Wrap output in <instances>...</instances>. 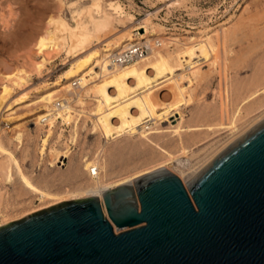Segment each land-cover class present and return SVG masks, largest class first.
I'll return each instance as SVG.
<instances>
[{
	"label": "bare ground",
	"instance_id": "bare-ground-1",
	"mask_svg": "<svg viewBox=\"0 0 264 264\" xmlns=\"http://www.w3.org/2000/svg\"><path fill=\"white\" fill-rule=\"evenodd\" d=\"M57 1L60 3V5L58 4L60 7L56 5L59 9L64 2L63 0ZM118 1L93 0L92 3L84 5L79 14L75 16L76 25L70 28H65L61 24L58 13L49 12L46 15L45 25L41 26L42 28L39 27L32 37L12 39L11 46L15 44L19 48H30L33 50V56L31 55L30 62L19 63L9 73H0L2 82V90H0V180L4 182V185L20 184L40 204L24 209L19 215L17 214L18 216L15 213L12 215L10 211H7L10 203L0 188V227L50 206L93 196L100 199L102 210L106 213L103 192L129 183L133 187L134 182L138 179L153 173L151 171L155 169L164 167L173 171L177 169L179 171H176L177 174L184 181L185 175L212 158L253 125L264 119V112H262L258 117L249 121L248 125L245 122L247 126L245 125L244 128L239 126V121L246 117V113L251 114L263 105L264 86L254 90L250 89L251 92L241 101L238 100L239 103L235 102L236 98L232 102L229 84L230 72L228 71L229 59L227 58V53L230 52L226 49L232 36L229 38L228 28L221 27L214 31L199 32V35L188 36L183 41L177 36H165V25L154 23L155 21L152 20L154 13H149L140 21L138 20L141 25L137 28H144L145 31L139 32L140 37H135V34L132 33L134 27L132 24L137 18L132 13L124 14L123 6L121 7V3ZM168 3L173 5L176 1ZM10 4H12L11 1ZM10 4L7 5L9 11H5L7 15L1 11L4 13L1 14L0 20L5 28L11 27V21L15 16V11ZM115 22L123 24L125 28L122 31L119 30L120 32L110 34L111 37L103 39L105 34L117 29L114 27ZM2 44L6 47L9 43L4 40ZM172 46L174 48L170 50L169 47ZM64 51L67 52V56L63 58V63L67 65V68L55 81L44 83L39 87L41 89L38 88L39 93L36 99L34 98L35 100L26 106L29 112L39 109L36 118L31 120L35 127L29 128L28 123H18L16 120L18 116H13L16 114L14 105L16 102L25 100L28 94L5 104L7 98L11 96L12 87L25 86L34 74L42 76L48 73L50 65L53 63L52 58L60 56ZM203 63H208L209 72L216 71L221 77L220 84L218 83L220 85L218 105L208 106V110L209 107H212L209 111H205L207 106L204 109L202 107L205 117L207 115L215 116L216 121L192 125L193 123L188 124L187 120L185 122L184 118H180L179 123L170 125L165 130L161 124L170 120L171 117H175L184 107L191 105L195 88L206 79L207 72L205 70L207 69H203ZM259 77L263 78L264 74L258 75L257 82L255 81L252 85L256 86L259 84L258 81L263 80H260ZM263 84L261 82V85ZM248 88H250L249 85ZM87 100L93 102L91 105L93 108L87 107L88 109H86ZM76 104L81 108H77ZM5 107H8L6 110L8 113L2 114ZM42 110H45V113L41 112ZM203 110L201 111L203 112ZM83 115L93 120L89 130L91 134L97 135L100 142L92 157L82 159L84 161L82 165L81 162L72 164L73 166L70 164L71 169L66 178L80 184L75 185L77 187L76 189L74 187V191L68 190L72 188L70 187L65 193L55 190V187L54 189L48 187L50 185H43L44 183H41L43 180L40 181L37 178L38 175L34 176L35 172H31L33 175L30 174L22 160L28 158L32 153L29 148L23 149L26 136L30 135L31 130L39 128V141L38 146L36 144L38 147L36 149H38L40 162L47 160L50 167L64 168L69 165V161L65 160L70 159L73 154V145L78 142L80 126L83 125V123L81 125L80 117ZM198 115H201V117H196L198 120L204 119L200 112ZM212 116L211 118H213ZM214 118L212 120H215ZM58 119H61V123L70 129L71 139L65 136L63 132L66 130L61 127V131H58L57 135L58 140H53ZM2 121L12 125L9 126L10 136L16 142L14 143L16 149L7 144L2 133L5 130ZM184 122L188 125H184ZM222 131H230V136L224 139L223 143L221 142V147H217L214 142L210 141V137ZM101 139L106 140L107 144L117 142L116 145L119 146L112 151L111 147L101 143ZM215 142L217 143V141ZM20 151L23 152L22 159L19 156ZM125 153L131 155L123 161L127 166L124 170L128 172L129 166L136 165L135 169H132L135 171L124 172L125 175L118 179L109 178L113 176V166L117 164L115 157L122 154L123 157ZM154 154L155 156L156 154L164 156V160L161 157L163 161L161 160L154 168H142L144 163H151ZM125 155L127 156V154ZM183 157L188 159L198 157L199 160L195 162L196 164H187L188 162ZM120 159L123 158L120 157ZM188 159L186 160L188 161ZM111 161H115L114 164ZM175 162L177 165L173 164ZM60 178L59 181H61ZM185 184L183 183L184 187ZM67 185L69 184L67 183ZM188 194L191 198L189 191ZM31 203L33 202L31 201ZM5 208L7 209L5 210ZM115 228L118 232L127 227Z\"/></svg>",
	"mask_w": 264,
	"mask_h": 264
},
{
	"label": "water",
	"instance_id": "water-1",
	"mask_svg": "<svg viewBox=\"0 0 264 264\" xmlns=\"http://www.w3.org/2000/svg\"><path fill=\"white\" fill-rule=\"evenodd\" d=\"M180 178L165 167L0 227V264H264V119Z\"/></svg>",
	"mask_w": 264,
	"mask_h": 264
},
{
	"label": "rangeland",
	"instance_id": "rangeland-1",
	"mask_svg": "<svg viewBox=\"0 0 264 264\" xmlns=\"http://www.w3.org/2000/svg\"><path fill=\"white\" fill-rule=\"evenodd\" d=\"M10 1L12 4H10ZM10 1L9 0H3V1L0 0V9H1L0 10V17H2L1 16L2 13H4L5 11L8 10V8H9V7H7L8 4L12 5L11 7L15 11L14 12L15 16L13 17V21H11V24H10L11 27L5 28L1 23L2 21L0 20V73H2V72L9 73L13 68H15L17 65H19V63L24 62V61H26V62L31 61L29 59H32L33 50H31L30 48H26V49L25 48L23 49V47L19 48V46L15 45V44H13L11 46V44H12L11 42L13 40H15V38H16V40H18L21 38L26 39V38L32 37L33 34H35V31L39 30V27L42 28L41 26L45 25V22L47 19L46 15H48L49 12L58 13L59 14V20H60L61 24L64 25L65 28H70V27H74L76 25L75 16H77L79 14V12L83 8V6L93 2V0H63V2H64L63 6L59 9H57V6L60 7L59 6L60 3L57 0H10ZM172 1H176V3L173 5H170L168 2H172ZM118 2L121 3L120 4L121 7L123 6L122 12L124 14L132 13L137 18L135 23L132 24V26H134L132 28V33L135 34V37H140L139 32L143 33L145 31L144 28H141V29L137 28L138 26L141 25L138 22L149 13H154V16L152 17L153 22L155 21L154 23H159V24L165 25V27H166V29L164 31L166 33L165 36H175V37L177 36V37L181 38L183 41H185L186 37H188V36L199 35V32L201 33V32L206 31V30H213L214 31V30L219 29L221 27L228 28L227 32L229 34V38L232 36V38L229 39L227 46H226L227 51L230 52V53H227V55H228L227 58L229 59L228 60V64H229V66H228L229 70L228 71L230 73L229 72L228 73L230 75L229 76L230 77V79H229L230 80L229 81L230 93L234 92L233 94L231 93L232 102L235 100V98H236V100H235L236 103L238 102V100L241 101L247 94H249L251 92L250 89L254 90L255 88H260V87L264 86V84L261 85V82L264 83V81H263L264 77L263 78L259 77L260 80L263 79L260 82L258 81L259 84H256V86H254L255 84L252 85V83H254L255 81L257 82L258 75L262 76L264 74V0H119ZM1 11H4V12L1 13ZM5 14L7 15V12H5ZM236 24H238V25H236ZM15 25H17V26H15ZM114 27L117 29H113L114 31L112 30V32L107 34V35L105 34L103 36V39L105 37L106 38L111 37V36H109L110 34H113L114 32L117 33L119 30L122 31V29L125 28L123 24H120L118 22L114 23ZM16 28L18 29L19 32L16 31L17 30ZM13 33H15V34H13ZM233 39H235V40H233ZM4 40H6L9 43V44H7L9 46H7V45H6V47L3 46L2 43L4 42ZM99 42H97V43H99ZM173 48H174L173 46L169 47L170 50ZM66 56H67L66 51L62 52L60 56H54L52 58L53 63L50 65V71L48 73H46L42 76H38L37 74H34L32 79L30 80V82L27 83L25 86H23V87H19V86L14 87L13 86L12 87V91L10 94L11 96H9L7 98V100L5 101V104H9L12 102V100L18 99V97L20 98L24 94H28V96L26 97L25 100H22V102H16V104H15L16 106L14 105V107H16V108H14L15 109L14 111L16 112V114H14L13 116H18L16 119L18 121V123L24 122V123H28L29 128L35 127V125L32 124L31 122L36 118L37 111L39 109L34 110L35 112L34 111L29 112L27 110L26 106L30 102L32 103L33 102L32 100L36 99V97L39 93V90L41 89L39 87H41L44 83L55 81L64 72V70L67 68V65H65L63 63V58H65ZM70 59H73V58L70 57ZM202 67L204 70L207 69V70H205L207 72L206 73L207 77L201 83L202 85L199 84L195 88V90L193 92V99L194 100L192 99L191 105H189L188 107H184L179 114L175 115V117L174 116L171 117L170 118L171 121L170 120L164 121L161 124L162 126L165 127V130H167L168 126L176 125L177 123H179V121H181L180 118H184L185 122L188 121L187 122L188 124L193 123L192 125H196V123H197V125H199V123L204 124V123H212L213 121L214 122L216 121V118H214L215 116L211 115L215 119V120H212L213 118H211V116L209 117L207 115L208 118L205 117L206 115H204V112L206 110H208V106H214L215 107L219 103L220 92L218 90H220V85H218V83L220 84L219 80L221 79V77H220L219 73L216 71H214V72L208 71L209 70L208 63H203ZM255 78H256V80H255ZM204 82H206V83H204ZM248 85L250 88H248ZM1 87H2V82L0 81V90H2ZM38 88H39V90H38ZM238 88L239 89L241 88L242 90L240 89V91H238L239 90ZM246 88H247V90H246ZM236 90H237V92H236ZM243 91H244V93H243ZM232 104H235V103H232ZM91 105H93V102L91 100H89V101L87 100L86 105H85L86 109H88L89 107L93 108V106H91ZM23 106H25V107H23ZM76 106L79 109L81 108L80 105L76 104ZM202 107H203V109H204V107H206L205 111L202 109ZM7 108L6 107L4 108L5 110H3L4 112L2 111V114L7 112L6 111ZM91 108H89V109H91ZM211 108L212 107H209V110ZM201 110H203V112ZM41 112L45 113V110H42ZM196 112H197V115H196ZM199 112H200V114H202L204 119H206L208 121H205L204 119L202 120V118L200 119L201 121L198 120L196 117L197 116L201 117V115H198ZM262 112H264V103H263V105H261L260 108L258 107V109L256 111L251 112V114L246 113V117L242 118L239 121V126L244 128L246 123L248 125L249 121L253 120V118L258 117ZM244 114H245V112H244ZM200 117H198V118H200ZM80 118H81V121H80L81 125H82V123H83V125L80 126L81 130L79 131V136H78L79 139L77 140L78 142L75 143V145H73V148H72L73 154L70 157L71 160L69 158L65 160V161H69V163H68L69 165L65 166L64 168H59V167L56 168V166L50 167L47 160L46 161L42 160V162H40L41 159L38 157L39 154L37 153L38 149H36V148H38V147H36V144L38 146L39 128L34 129V131L31 130L30 135L28 134L24 140L23 149L29 148L30 152H32L28 156V158L24 159L23 158V152L22 151L19 152V154H20L19 156L21 159L23 158L22 160L25 163V167H27L26 169L29 171L30 174L35 172L34 176L37 177V175H38L37 178L40 181L43 180L41 182L42 184L44 183L43 185H45V186L50 185L48 187H50L52 189H54V187H55V190H59L61 192L64 191L63 193H65L67 191V189L70 187H72V188H70L68 190L74 191L73 189H74L75 185L80 184L78 182H76V183L72 182L66 178V176L70 172L71 165L72 164L75 165L77 162H79V163L81 162V165H82L84 162L83 160H85L87 157H92L94 155V153L98 149L99 142H100L99 138L97 139V135L91 134L90 130H89L92 126L93 120L90 117H87V116L85 117V115L81 116ZM82 118H86V119L83 120ZM29 122H30V124H29ZM57 122H58L57 123L58 125H56V127H55L56 129H55V133L53 135V140L54 141L58 140L57 135H58V131H61V127L66 130L63 132L65 134V136L67 138L71 139L70 138L71 137L70 136V129L66 125L61 123V119H58ZM185 122H184V125L187 124ZM240 124H243V125H240ZM2 126L5 127V130L2 133H3V135L7 141V144L9 146H11L13 149L14 148L16 149V144H14L16 142L14 140H12V137L10 136L11 133H10V127L9 126H12V125L8 124V122L2 121ZM80 132H81V134H80ZM222 132L216 134L215 136L213 135L214 137L213 136L210 137V141L214 142L217 147L220 146L221 142L222 143L224 142V139H227L230 136V133H229L230 131H228V132L222 131ZM211 138L213 141L211 140ZM218 140H219V143H218ZM210 141L208 142V144L210 143ZM215 141H217L218 144ZM101 143L109 146V148L111 147L110 149L112 151H114L115 148L117 146H119V145H116L117 142H112V143L107 144L106 140H102ZM111 144L112 145L114 144V145L112 146ZM31 149H32V151H31ZM21 152H22V154H21ZM125 154H127V156ZM125 154L123 157H122L123 154L119 155V157L117 155L115 157L116 160L114 159L116 162L111 161V163L113 162L112 164H114V162L117 164L113 166V168H114L113 176L109 177V178L118 179L119 177L125 175V174H123L124 172L128 173V172L135 171L132 169H135L136 165L134 167L129 166L127 168L128 172H127V170L126 171L124 170V169H126L127 166L123 163V161L125 160V158L126 159L129 158L131 155V154L129 155V153H125ZM159 156H160V158H159ZM117 157H118V161H117ZM120 157L123 159H120ZM161 157H163V160H164V156L158 155V154H156V156H155V154H154L153 158L151 159V163H147V164L144 163L142 168H145V167L146 168L147 167L154 168V167H156L157 166L156 164H159L160 161L162 160ZM183 158L186 162H188L187 164H190V163L196 164L195 162H197L199 160L198 157H191L190 159H188L187 157H183ZM157 159H159V160L157 161ZM186 159H188V161ZM195 159H197V160H195ZM120 160L123 164H120L121 163V162H119ZM71 161H72V163H71ZM40 164H42V165H40ZM173 164L177 165L176 162ZM141 165H142V163H141ZM117 167H118V169H117ZM66 169H67V171H66ZM130 169H131V171H130ZM160 169L158 168V169H155L154 171H157ZM167 169L172 171V173L178 175L177 172H179V171L177 169H176L177 172L173 171L169 168H167ZM116 171H117V174H116ZM154 171H151V172H154ZM46 172H47V174H46ZM53 172H54V174H53ZM39 176H41V177H39ZM142 176H144V175H142ZM63 177H65V178L63 179ZM43 178H47V179H43ZM57 178H58V180H57ZM59 178L61 181H59ZM0 181H2V180H0ZM182 181H183V179H182ZM50 182H52V183H50ZM56 182L57 183L62 182V184L58 183V185H57ZM64 182H66V183H64ZM67 183L69 185H67ZM183 183L185 184L184 181H183ZM72 184H73V186H72ZM3 185H4V182L3 181L0 182V188H2V191L6 196L5 198L8 199V201L10 203L9 206L7 207L9 210L7 208H5V210L7 209V211H10L12 215H14V213H15V215H17V214L19 215L21 213V211H23L24 209H26V208L28 209L29 207H32L34 205L36 206V205L40 204V203H38L37 199L33 195H31L30 193L25 191L24 188L20 184H18V183L8 184L9 186L8 185L3 186ZM59 185H61V186L59 187ZM19 186H20V188H19ZM76 187H75V189H76ZM185 187L187 188L186 184H185ZM22 195H24V196H22ZM32 197H34V198H32ZM79 199H83V198H79ZM74 200H77V199H74ZM26 201H28V202L26 203ZM31 201L33 203H31ZM30 203H31V205H29ZM18 206H20V207L18 208ZM22 207H25V208H22ZM17 212H19V213H17ZM104 216L108 219L107 213H104ZM110 223L112 225L114 233H118L119 231L118 232L116 231V228H115L116 226L111 221H110Z\"/></svg>",
	"mask_w": 264,
	"mask_h": 264
}]
</instances>
